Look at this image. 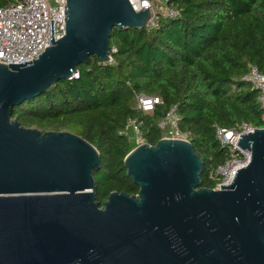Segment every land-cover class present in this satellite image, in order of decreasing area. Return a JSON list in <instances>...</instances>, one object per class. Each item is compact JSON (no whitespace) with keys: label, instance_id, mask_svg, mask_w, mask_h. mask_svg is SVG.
<instances>
[{"label":"water","instance_id":"95a60500","mask_svg":"<svg viewBox=\"0 0 264 264\" xmlns=\"http://www.w3.org/2000/svg\"><path fill=\"white\" fill-rule=\"evenodd\" d=\"M149 18L130 0H66L61 39L51 21L36 60L0 64V264H264V127L239 137L251 161L219 190L200 187L189 141L137 146L123 165L138 193L111 192L100 207L93 145L11 119L89 57L108 63L113 28L144 29Z\"/></svg>","mask_w":264,"mask_h":264},{"label":"trees","instance_id":"16d2710c","mask_svg":"<svg viewBox=\"0 0 264 264\" xmlns=\"http://www.w3.org/2000/svg\"><path fill=\"white\" fill-rule=\"evenodd\" d=\"M152 1V0H148ZM16 0H0V7ZM176 17H162L150 32L113 28L110 63L91 56L76 67L77 78L59 81L45 94L23 102L11 119L41 132H70L97 150L95 201L111 192L136 195L123 160L136 147L119 132L129 119L141 122L149 145L162 137L159 123L177 107L179 129L203 162L200 187L215 186L210 173L227 158L214 125L233 129L264 126L258 92L242 81L250 67L264 74V0H168ZM136 95L156 96L152 113L135 108Z\"/></svg>","mask_w":264,"mask_h":264},{"label":"built area","instance_id":"2783aa9c","mask_svg":"<svg viewBox=\"0 0 264 264\" xmlns=\"http://www.w3.org/2000/svg\"><path fill=\"white\" fill-rule=\"evenodd\" d=\"M155 1L141 0V5L138 7L132 4L135 11L149 10L150 18L144 28L148 32L157 26L160 16L176 17L179 15L177 10L168 6V0H161L162 11H155L152 4ZM65 6L66 0H16L13 4L0 7V64L19 65L36 60L45 47H50L51 21L53 22L54 41L61 39L65 34ZM115 52L114 48L110 49V54ZM108 63L114 64L112 58ZM72 78H77V72L72 75ZM242 81L250 84L258 92L257 100L263 113L264 124V74L251 66L248 73L242 77ZM161 104V99L156 96L136 95L134 97L135 108L143 113H152L155 107ZM179 122L177 107H170L158 125L162 130L161 139L188 141L187 135L179 129ZM214 129L217 141L227 151V158L209 175L215 183L211 189L219 190L220 186L231 185L236 172L250 163V152L242 150L236 146V143L241 135L252 133L257 128L242 123L233 129L218 125H214ZM119 134L132 136L136 147L147 144L141 133V122L137 119H129Z\"/></svg>","mask_w":264,"mask_h":264},{"label":"rangeland","instance_id":"374dc122","mask_svg":"<svg viewBox=\"0 0 264 264\" xmlns=\"http://www.w3.org/2000/svg\"><path fill=\"white\" fill-rule=\"evenodd\" d=\"M152 4L154 5L155 11H162L163 4L161 0H156L155 2H152Z\"/></svg>","mask_w":264,"mask_h":264},{"label":"bare ground","instance_id":"6f19581e","mask_svg":"<svg viewBox=\"0 0 264 264\" xmlns=\"http://www.w3.org/2000/svg\"><path fill=\"white\" fill-rule=\"evenodd\" d=\"M130 1H131V3H132L134 6H136V7H138V6L141 5V0H130Z\"/></svg>","mask_w":264,"mask_h":264}]
</instances>
